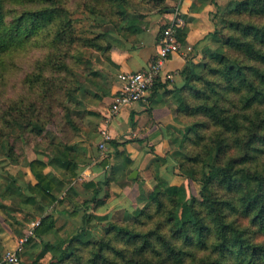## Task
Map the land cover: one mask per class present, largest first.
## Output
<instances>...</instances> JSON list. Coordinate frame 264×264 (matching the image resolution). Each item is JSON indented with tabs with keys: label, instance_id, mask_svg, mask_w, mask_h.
<instances>
[{
	"label": "trees",
	"instance_id": "1",
	"mask_svg": "<svg viewBox=\"0 0 264 264\" xmlns=\"http://www.w3.org/2000/svg\"><path fill=\"white\" fill-rule=\"evenodd\" d=\"M144 1L0 0V148L11 162L26 163L36 181L25 192L12 178L5 191L39 215L56 202V184L44 172L47 162H24L22 143L39 145L57 117L79 130L74 106L92 76L89 58L110 60L114 47L110 29L100 26L111 25L125 39L138 34L141 15L130 9ZM77 12L94 23L87 32L79 31ZM214 20L203 38L212 48L202 50L200 62L186 58L182 84L170 92L182 125L172 140L173 163L160 174L165 159L153 158L152 187L138 208L106 222L100 237L83 224L43 244L31 264H264V0H230L217 7ZM175 36L183 43V29ZM72 150L53 144L50 163L76 178L67 159ZM171 176L197 183L198 196L171 184ZM46 220L40 218L27 244L54 228L53 220L43 228Z\"/></svg>",
	"mask_w": 264,
	"mask_h": 264
},
{
	"label": "crops",
	"instance_id": "2",
	"mask_svg": "<svg viewBox=\"0 0 264 264\" xmlns=\"http://www.w3.org/2000/svg\"><path fill=\"white\" fill-rule=\"evenodd\" d=\"M226 4V0H165L161 6L151 8L149 13L130 10V14L141 15L143 26L138 34H132L129 39L109 30L114 44L110 60H104L99 54L91 55L88 63L93 74L89 72L92 76L82 83L76 97L74 109L81 121L79 130H74L61 118L58 121L62 130L56 134L55 143L73 148L67 159L74 164L73 172L77 176L70 178V172L50 163L54 154L52 149L39 150L37 156L47 162L44 172L56 184V202L46 208L43 215H39L33 205H26L8 190L5 191L3 186L0 190V264H4L1 258L5 250L16 246L29 221L48 216L43 228L50 220L55 222L53 229L35 238L34 244L30 243L34 253L37 244L41 247L35 255L37 257L43 251V244L51 245L57 239L72 234L78 226L73 227L72 223L84 219L86 222H108L124 209L130 213L135 208L141 198V188L152 187L149 173L156 168L151 162L153 158L165 159L159 165L160 174L171 165L170 155L177 149L172 140L179 135L182 125L175 120L176 103L170 92L182 84L179 72L186 58L193 57L197 63L201 60L202 50L210 48V43L204 42L203 38L214 29L217 7ZM162 7L166 8L163 10ZM170 24L183 29L182 48L166 59L144 102L121 109L106 123L111 139L119 144L117 148L108 147L106 164L109 168H106V164H100L102 158L97 144L111 97L118 88L117 75L147 68L158 51L160 28ZM186 47L191 50L187 51ZM122 151L131 162L129 166ZM35 158L36 155L28 156V161ZM19 168L27 184H35L29 168ZM105 179H109L108 187L103 185ZM16 185L26 192L27 187L23 183L16 182ZM105 196L103 202L96 206L93 201L102 200ZM30 244L24 246L18 264H28L26 251L27 248L30 250ZM31 251L29 259L32 263L36 257H31Z\"/></svg>",
	"mask_w": 264,
	"mask_h": 264
},
{
	"label": "built area",
	"instance_id": "3",
	"mask_svg": "<svg viewBox=\"0 0 264 264\" xmlns=\"http://www.w3.org/2000/svg\"><path fill=\"white\" fill-rule=\"evenodd\" d=\"M175 29L176 25L173 24L164 27L160 34L157 54L147 68L140 71L121 72L117 75L118 88L111 97L105 124L100 131V141L97 146L101 158L109 157L107 143L111 140V136L107 130L106 123L121 109L144 102L148 91L159 77L166 59L182 48V44L175 36ZM186 49L187 51L191 50L190 47H186ZM106 168H109L108 164H106ZM39 224L40 219H36L27 225L22 236L18 238L16 246L13 249L5 250L3 253L2 263L18 264L20 262V254L29 238L34 236V230Z\"/></svg>",
	"mask_w": 264,
	"mask_h": 264
},
{
	"label": "rangeland",
	"instance_id": "4",
	"mask_svg": "<svg viewBox=\"0 0 264 264\" xmlns=\"http://www.w3.org/2000/svg\"><path fill=\"white\" fill-rule=\"evenodd\" d=\"M72 1H74V0H72ZM164 1L163 2H160V4H157V5L158 6H161L164 3ZM229 1L230 0H226V3H228ZM154 7H156V6H155L153 0H145L142 5L135 6V7H133L130 10H142V11L148 12L151 8H154ZM74 17L80 19V20H78V22L76 24L77 27H78V29H79V31L87 32L89 30V28H91V26H93V24H94L93 22H91V20H90L91 18H88L87 16L82 15L81 13H78V12L75 13V15L73 16V18ZM100 29L101 30H106V29L109 30V29H111V25H108V24L102 25V26H100ZM210 48H212V46H210ZM200 61L201 60H199V62ZM87 72H91V74H93L91 69L88 70ZM12 92H13V90H11L8 93V96L11 95ZM59 119H60V117L59 118H56V120L54 121V123L48 125L45 128V131H44V133L42 135V140L39 143V145L22 143V151H23V155H24V158H23L24 159V162H29L28 161V156L36 155V158H37L38 157L37 155L39 154L38 152H40L39 150H42V151L44 149H49V151L51 149L53 150V144H55V140L57 138L56 137V134H58V131L60 132L62 130V127H61L60 123L58 122ZM97 146H98V144H97ZM22 166L28 168V166L26 165V163H24V164H16L14 162H11L6 157L5 151L0 148V190L1 191H2L3 186H6V184L9 183L12 180V178L16 179V182H21V183H23L27 187V182H26V180L24 178V175L22 173H19V170H20L19 167H22ZM169 180H170L171 184H177V185L184 184L185 187H186V191H187L188 196H198V193H199V185L197 183L192 182V181L185 180L184 178H181L179 176H174V177L171 176V177H169ZM143 191L145 192V188L144 189L141 188V193ZM139 203H140V200H139ZM139 203L134 206L135 207L134 209L138 208V206L140 205ZM134 209H132L131 212ZM124 210H123L122 213H117L115 215V218L114 217L111 218L110 221L122 220L124 218V214L127 211L126 209H124ZM9 212H11V211H9ZM78 222H80V223H78ZM29 223H30V221L26 224V227H27V225ZM83 224H85L84 226H86L90 230V232L92 233V236H94L95 238H98L103 233V228H104V226L107 223L106 222H101V221L99 222V221H95V220L90 221V222L88 221L87 223H84V220H79L75 224L72 223L73 227H75V226L78 225L77 228L83 226ZM34 243H35V241H33V244ZM29 246H30V250L27 248V251H26V256H27L26 257V261L28 260V264H31V260L29 259L30 258V251H31V249H33V251H31L32 252L31 257H34L35 258L36 257L35 255L41 249V247H39V244H37V246H36L37 247L36 253H34V248L32 247L33 245L30 244ZM46 258H48V257H46Z\"/></svg>",
	"mask_w": 264,
	"mask_h": 264
}]
</instances>
